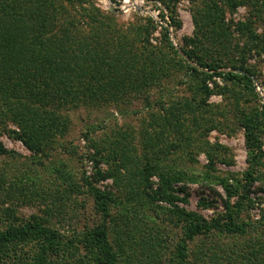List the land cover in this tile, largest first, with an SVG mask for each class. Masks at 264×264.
<instances>
[{
  "label": "trees",
  "instance_id": "16d2710c",
  "mask_svg": "<svg viewBox=\"0 0 264 264\" xmlns=\"http://www.w3.org/2000/svg\"><path fill=\"white\" fill-rule=\"evenodd\" d=\"M158 1L169 13L166 16L161 11V18L168 17L171 26L180 28V0ZM192 1L197 29L192 37L184 38L181 54L173 46L168 28L161 27L163 43L154 47L151 35L158 26L151 18L125 28L113 13H104L92 0H0V136L7 134L36 155L46 154L58 138L67 135L71 111L116 104L153 87L163 91L164 81L176 74L186 77L179 85L189 94L168 103L160 99L163 113L152 116L144 158L137 156L134 146L117 138L110 155L118 164L108 172L115 182L124 184L130 200L141 205L146 199L172 205L167 208L169 217L182 225L185 243L211 233L246 234L251 224L241 219L242 212L261 201L250 197L254 184L264 192V99L256 91L258 73L247 64L251 53L264 56V31L257 30L259 23L264 25V0ZM241 6L248 8L247 19L228 21L227 13ZM215 77L222 79L223 86L215 83L214 88L209 87ZM213 94L222 96L223 102L209 103ZM239 128L244 129L248 169L243 179L219 176L216 165L229 163L228 148L211 144L205 136L214 130L232 135ZM171 148L206 155L208 171L203 180L224 189L223 213L207 220L177 205L186 200L178 196L183 189L175 185L201 178L170 166L167 158L175 151ZM2 155L15 156L16 152L0 140ZM98 175L106 177L102 172ZM152 177L159 179L157 189ZM14 178L0 173V195H5L1 201L28 203L35 191L23 176ZM87 185L103 215L100 224L69 241L42 219L15 220L0 229V264H141L145 255L150 259L146 264H164L163 229L153 236L148 228L141 243L132 235L130 245L115 226L118 219L111 214V194ZM210 205L203 203L204 207ZM4 212L17 219L13 208ZM260 222L264 227V213ZM185 243L178 247L176 264H192ZM260 247L264 252V245Z\"/></svg>",
  "mask_w": 264,
  "mask_h": 264
},
{
  "label": "rangeland",
  "instance_id": "374dc122",
  "mask_svg": "<svg viewBox=\"0 0 264 264\" xmlns=\"http://www.w3.org/2000/svg\"><path fill=\"white\" fill-rule=\"evenodd\" d=\"M92 1L104 13H113L117 22L125 28L144 24L148 18H151L158 26L151 35V44L154 47H161L163 43L161 27H166L169 29L173 46L182 54L184 38L192 37L197 29L194 20L195 3L192 0H180L177 5V20L181 24L180 28L171 26L168 17L165 20L161 18V11H164L166 16L169 13L158 0ZM248 16V8L241 6L234 13H227V20L244 21ZM257 30L262 33L264 25L259 23ZM247 58V64L258 73L254 78L256 91L264 99V56L251 53ZM182 79L186 77L176 74L172 79L163 82L166 88L163 91L153 87L148 93L140 96L128 95L116 104L82 107L71 111L69 132L65 137L58 138L53 147L43 155L34 154L22 142L11 139L7 134L1 135L0 140L6 148L14 150L16 155L0 156V173L8 177L12 176V181L15 180L14 176H23L29 188L35 191V197L28 203H21L18 199L3 203L1 200L5 195H0V215L3 216L0 218V229H5L15 220L22 222L38 218L57 229L70 241L75 234H81L103 220V215L96 206L94 192L87 185L89 182L94 188L111 194L113 200L110 204L111 214L117 217L115 226L121 228L127 243L133 244L132 235L135 236L136 241H140L137 243H141L148 228L152 229L153 236L157 234L158 229H163L166 250L161 258L162 262L176 264L178 247L185 243L186 234L182 225L176 220L173 222L169 217L171 213L167 208L171 209L173 206L163 201L151 202L150 199H146L144 205L130 200L129 197L127 198L124 184L115 182L109 177L108 172L118 164V162L113 163L110 155L112 142L117 138L124 144L134 146L137 156L140 159L144 158L146 152L144 142L147 132L152 128V116L163 113L158 105L160 99L168 103L185 93L184 86L179 85ZM215 83L219 86L224 84L222 79L215 77L210 81L209 87L214 88ZM169 90L170 93H166ZM146 95L149 96L148 99L145 98ZM222 102V96L218 94H213L209 99V103L212 104ZM205 137L211 144L218 143L228 148L229 163L219 161L215 174L243 179L244 172L249 166L244 129L239 128L232 135L214 130ZM170 150H175L167 158L170 166L182 168L201 178L198 182L185 181L175 185L177 189H183V192L177 194L186 200V202H178L177 205L187 211L197 212L207 220L223 213L222 200L226 198L224 189L203 180V175L208 171L206 155L192 149L183 151L180 148H171ZM261 171L264 173V166ZM98 172H102L106 177L100 178ZM150 181L153 182L154 189H157L158 177H152ZM259 186L258 183L254 184L250 197L254 201L257 199L261 201H257L255 206H246L241 216V219L251 224L249 231L244 235L211 233L187 241L186 252L192 264L220 262L221 264H264V252L259 251L260 245H264V227L260 222L264 213V192L259 190ZM235 200L237 199L234 198L233 202ZM205 202H210L211 205L204 207ZM9 207L13 208L17 219L4 212V209ZM139 229L141 234L137 231ZM110 238L114 239L113 232ZM215 254H218L219 259L215 260ZM139 255L137 254L138 257ZM145 256H142L144 261L141 264L149 262L150 259Z\"/></svg>",
  "mask_w": 264,
  "mask_h": 264
}]
</instances>
